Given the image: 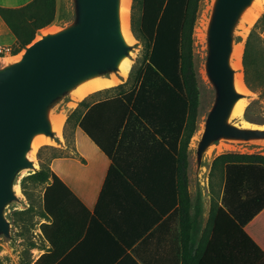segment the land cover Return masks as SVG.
I'll return each instance as SVG.
<instances>
[{"label":"crops","instance_id":"obj_1","mask_svg":"<svg viewBox=\"0 0 264 264\" xmlns=\"http://www.w3.org/2000/svg\"><path fill=\"white\" fill-rule=\"evenodd\" d=\"M30 1L0 0V6ZM262 74L255 78L258 95L264 92ZM102 80L112 83L74 102L63 134L57 130L62 142L52 146L58 154L49 166L61 182L50 177L34 183L28 201L36 239L31 264H264V207L240 225L221 200L199 261L210 210L209 174L203 195H197L189 165L192 219L186 220L174 153L160 149L141 124L119 128L125 108L115 98L119 78ZM116 135L112 152L103 150L98 141L111 148ZM226 177L220 164L215 178L222 183L221 197ZM230 179L240 186L246 181L262 185L264 171L238 164L231 167Z\"/></svg>","mask_w":264,"mask_h":264},{"label":"water","instance_id":"obj_2","mask_svg":"<svg viewBox=\"0 0 264 264\" xmlns=\"http://www.w3.org/2000/svg\"><path fill=\"white\" fill-rule=\"evenodd\" d=\"M123 0H67L64 22L41 32L19 57L0 60V237H12L8 208L28 207L18 192L22 173L37 172L39 137L62 142L54 119L74 92L96 79L120 78L136 48L123 30ZM259 0H210L202 22L200 73L210 89L189 165L197 195L204 191L208 157L218 144H264V124L238 122L235 108L251 94L237 86L234 51L246 13Z\"/></svg>","mask_w":264,"mask_h":264},{"label":"trees","instance_id":"obj_3","mask_svg":"<svg viewBox=\"0 0 264 264\" xmlns=\"http://www.w3.org/2000/svg\"><path fill=\"white\" fill-rule=\"evenodd\" d=\"M203 1L132 0L131 30L144 45L146 56L141 66L131 69L127 81L115 86V89H118L115 98L125 107L119 128L133 123L141 124L148 131L147 136L153 137L160 149L165 153H174L180 212L189 221L192 219L189 149L198 129L201 101L195 62V43ZM56 10L57 0H32L20 7L0 6V15L13 29L23 48L35 39L39 29L54 23ZM263 19L264 13L256 22L245 43L243 66L245 82L249 87L252 86L251 44L253 38L264 44V38L256 34V27ZM74 112H78L79 119V107ZM71 116L72 114L69 119ZM246 117L251 120L247 112ZM117 137L118 135L115 136L111 148L100 141L98 143L103 150L111 153ZM38 156L43 161L40 170L27 175L21 181L23 191L30 200L32 194L28 181L42 184L52 177L54 182H61L49 166L51 158L56 154L45 163V160H42L41 150ZM220 164L222 170L227 169L222 197L220 196L222 183L215 178ZM224 164H226L225 168ZM238 164L252 169L257 167L264 171V154L227 151L213 159L209 172L210 210L200 242L198 259L204 253L220 200L240 225H246L264 207V184L258 185L246 181L240 186L231 182V167ZM32 209L31 203L30 207L22 211L32 214ZM199 261L202 262L201 259ZM25 264H31V259Z\"/></svg>","mask_w":264,"mask_h":264},{"label":"rangeland","instance_id":"obj_4","mask_svg":"<svg viewBox=\"0 0 264 264\" xmlns=\"http://www.w3.org/2000/svg\"><path fill=\"white\" fill-rule=\"evenodd\" d=\"M210 0H204L202 3V8L200 12V17L198 20L197 28H196V56H195V62H196V68H197V73L199 77V83H200V91H201V101H200V114H199V119H198V129L195 132V134L198 132L201 126V121L204 115V112L209 105L210 99H211V92L205 81L203 80L201 73H200V66H201V60H202V44H201V33H202V22L203 19L205 18V15L207 13V7L209 4ZM264 3V0H259L258 2H255V4L252 6V8L246 13L245 21L242 26V29H239L238 31V40L240 43L236 45V47H241L242 46V54H241V68L239 69L240 72L242 73V80L245 85V91L251 94V98L248 99L249 103L245 107L242 116L238 117L235 116V120L238 122H243L249 121L252 123H257V124H264V92L262 95H258V91H255L257 86L255 84V78L260 76V73L263 72L262 76L264 78V44L262 42H259L258 40H254L251 44L252 48L250 49L251 55H253L254 63L251 65V82L252 86L249 87L247 83L245 82V73H244V66H243V55H244V49H245V43L246 40L251 33L252 29L254 28L256 22L258 19L263 15L264 10L260 14V16L257 18L255 23L250 27L248 31H246V27L249 26L248 20L254 16L256 11H258V8L260 5ZM130 4H132V0H130ZM68 14V2L67 0H57V10H56V20L54 23H52L49 26H46L44 28H41L38 30L36 34V38L39 37L41 32H44L48 29L55 28L59 25H61L64 20L66 19V16ZM131 17V5H130V11H129V20ZM264 29V19L259 23V25L256 27V34L261 35L262 30ZM130 30H131V25H130ZM132 32V30H131ZM132 32V40L133 43H136V48L134 50V53L132 55V60H131V65L130 69L127 75L121 76L119 78V81L117 84L123 83L127 81L130 71L133 67L137 68L142 65L143 61L145 60V47L141 43L139 39L136 38V36ZM135 37V39H134ZM263 37V36H262ZM264 38V37H263ZM0 42H18L19 44L20 41L18 38L15 36L13 29L6 23V21L3 19V17L0 15ZM26 47V46H25ZM25 47L22 48L21 52L18 55L15 56H10L3 58L1 60H8V59H14L20 56V54L24 51ZM256 61V63H255ZM259 69L262 68V69ZM261 71V72H259ZM264 80V79H263ZM125 88H128L126 86ZM116 89L115 91H117ZM260 96V97H259ZM81 98H76V99H71L65 106H62V111L64 112V122L66 120V113L70 110L69 108L72 106L74 102H79ZM75 103V104H76ZM62 112V113H63ZM246 112L248 113V117L251 118L248 119L246 117ZM63 127L61 128L60 134L64 132V126L65 123L62 125ZM193 136L192 138V143L195 141L196 136ZM194 139V141H193ZM47 141V140H46ZM52 146H58V142L56 141H43L41 142L37 149L34 151L33 158L34 160L38 163V167H41V159L39 158L38 154L39 151L41 150V156L42 160H49L50 157H52L53 154H58L55 153L52 149ZM37 151V152H36ZM227 151H239V152H260L264 154V144H257V143H252V144H218L215 145L208 157V162H207V170L204 173V181H207V176L209 174V167L211 164L212 159L222 153V152H227ZM36 153V154H35ZM28 172H24L21 174L18 180V189L19 193L27 200V202L30 200L26 196V194L23 191L21 181L23 180L24 177H26ZM28 187L29 190L33 196V191H35V185L31 181H28ZM23 209H26L23 206H20L19 204H13L8 208V216L12 222V237L11 238H6V237H0V264H25L26 262L30 261V259L33 258L34 252L32 251L33 246L36 244V239H35V233L33 230L34 227V218L33 215L30 214L29 212H24L22 211Z\"/></svg>","mask_w":264,"mask_h":264},{"label":"bare ground","instance_id":"obj_5","mask_svg":"<svg viewBox=\"0 0 264 264\" xmlns=\"http://www.w3.org/2000/svg\"><path fill=\"white\" fill-rule=\"evenodd\" d=\"M130 0H123L122 1V19H123V30H124V34L127 37L128 40H132V32L130 30V20H129V11H130ZM264 10V3L262 5L259 6L258 11H256V13L254 14L253 17H251L248 20L249 26L246 27V31H248L250 29V27L254 24V22L256 21V19L260 16V14L262 13V11ZM134 36V35H133ZM135 39V37H134ZM241 54H242V46L241 47H235V51H234V64L235 66L240 69L241 68ZM131 60L132 59H126L124 60L122 66H121V73L123 75H127L130 69V65H131ZM133 61V60H132ZM112 83V81H105L102 79H96L94 81H92L90 84L88 85H84L82 87H80L78 90H76L74 92V97L76 98H81L83 95H85L86 93L97 89L99 87H102L103 85H107ZM236 83L237 86L242 89V90H246L245 89V85L244 82L242 80V73L238 72L237 73V79H236ZM249 100L247 98H243L241 99L234 111V114L238 117L242 116V113L245 109V107L248 105ZM64 112L60 113L59 115H57L54 119V124L56 127V130L61 131V128L63 127V123H64ZM244 123H249L248 121L243 120ZM51 141L49 138L47 137H39L35 140L34 142V147H33V151H32V158H33V154L34 151L37 149L38 145L45 141ZM39 148V147H38ZM37 152V151H36ZM36 154V153H35ZM36 165H38V163L36 162ZM18 192L19 189L17 188Z\"/></svg>","mask_w":264,"mask_h":264},{"label":"built area","instance_id":"obj_6","mask_svg":"<svg viewBox=\"0 0 264 264\" xmlns=\"http://www.w3.org/2000/svg\"><path fill=\"white\" fill-rule=\"evenodd\" d=\"M22 48L18 42H0V60L18 55Z\"/></svg>","mask_w":264,"mask_h":264}]
</instances>
